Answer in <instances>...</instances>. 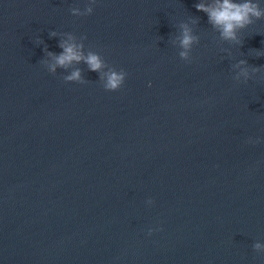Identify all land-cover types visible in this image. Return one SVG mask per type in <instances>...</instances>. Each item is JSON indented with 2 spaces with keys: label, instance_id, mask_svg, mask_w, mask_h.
Masks as SVG:
<instances>
[{
  "label": "water",
  "instance_id": "obj_1",
  "mask_svg": "<svg viewBox=\"0 0 264 264\" xmlns=\"http://www.w3.org/2000/svg\"><path fill=\"white\" fill-rule=\"evenodd\" d=\"M89 2L0 0V264H264V68L232 67L264 65V19L240 45L200 0L71 13ZM67 33L128 73L121 88L83 61L48 71ZM77 68L85 83L63 79Z\"/></svg>",
  "mask_w": 264,
  "mask_h": 264
},
{
  "label": "clouds",
  "instance_id": "obj_2",
  "mask_svg": "<svg viewBox=\"0 0 264 264\" xmlns=\"http://www.w3.org/2000/svg\"><path fill=\"white\" fill-rule=\"evenodd\" d=\"M95 2L96 0H90L83 10L79 7H72L70 11L77 16L89 15L93 12V4ZM195 8L207 14L209 24L219 32L222 41H228L233 44L242 45L243 42L239 35L240 31L255 23L256 20L264 19V7H261L260 0H207V2L200 0V2L195 4ZM196 22L197 20H193V23ZM179 28L180 35L176 37L181 49L179 56L181 59L189 61L191 49L194 44L199 43V36L194 34L188 23H180ZM57 34L56 31H50L49 33L50 36H56ZM67 37V40L60 41V48L63 51L59 54L48 51L46 45L44 47L46 57L51 59H42L40 62L47 66L50 73L55 74L58 67L67 69L74 62L83 61L90 70L100 73V79L106 90L115 91L121 88L128 75L123 68L116 70L115 67L109 66L98 52L89 50L85 53L83 42L76 43L71 33H67ZM84 39L86 37L82 36L81 40L83 41ZM173 42L175 43V41ZM39 43H42V41L40 40ZM225 51L227 50L225 49ZM260 56H264V52L258 51L257 57ZM232 67L240 69L233 78L238 81L243 78L247 82L253 74L260 72L264 65L250 66L247 60L241 59ZM105 69L107 70L105 71ZM63 79L80 83L86 82L82 78L79 68L64 76ZM150 84L151 82H149ZM148 203H152L151 199H149ZM152 231L153 229H149V234ZM253 249L258 252H264V244L256 242L253 244Z\"/></svg>",
  "mask_w": 264,
  "mask_h": 264
}]
</instances>
